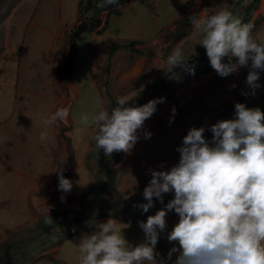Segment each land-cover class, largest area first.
Masks as SVG:
<instances>
[{
  "label": "rangeland",
  "instance_id": "1",
  "mask_svg": "<svg viewBox=\"0 0 264 264\" xmlns=\"http://www.w3.org/2000/svg\"><path fill=\"white\" fill-rule=\"evenodd\" d=\"M77 4L78 0H0V82L9 84L4 88L19 100L14 116L19 112L24 124L28 119L30 125L35 122L41 132H47L45 140L41 135L36 138L40 145L55 143L50 125L43 121L50 117L60 92L62 98L69 96L63 108L69 109L71 118L68 123L66 118L57 123L62 152L56 158L50 184L53 191L44 208H33L26 223L0 239V264H80L81 236L109 218L122 223L119 227L125 228L130 243H140L144 233L139 222H146L174 197L171 192L164 194L163 204L154 199V207L147 213L134 207L147 202L143 190L151 179L149 169L176 165L177 148L192 127L204 126L211 141L208 127L234 118L237 102L264 111V71H260V87L254 95L246 84L248 68L221 77L212 68L206 50L197 44L200 36L191 23V17L227 7L242 23L251 22L253 35L264 42V0H129L111 11L89 10L83 15ZM81 20L91 28L71 46L68 33ZM97 20L99 24L94 25ZM112 43L117 48L107 58ZM177 48L188 62L172 71L166 61ZM68 53L71 66L64 77L62 67ZM201 76L204 81L195 88ZM117 97H127L134 105L160 98L164 102L157 103L149 118L151 124L138 130L140 139L129 153L106 156L92 139L96 125L86 126L82 117L91 118L105 108L111 111ZM145 132H150L151 138L145 139ZM45 160L39 156L40 165ZM61 173L72 182L70 192L58 187ZM36 204L43 207L42 196ZM7 216L14 219L15 214ZM54 219L69 224L50 232ZM178 219L174 210L168 211L167 228L156 248L162 257L173 246L166 237Z\"/></svg>",
  "mask_w": 264,
  "mask_h": 264
},
{
  "label": "clouds",
  "instance_id": "2",
  "mask_svg": "<svg viewBox=\"0 0 264 264\" xmlns=\"http://www.w3.org/2000/svg\"><path fill=\"white\" fill-rule=\"evenodd\" d=\"M106 2L113 4L117 0ZM191 23L200 36L197 44L206 50L217 74L228 77L248 68L246 84L254 95L260 87V71H264V42H258L253 35L255 26L242 23L227 7L191 17ZM225 57L227 63L223 62ZM187 62L182 49L177 48L169 54L166 64L174 71ZM132 101L117 97L111 111L105 108L91 118L82 117L86 126L96 125L92 139L106 156L129 153L140 139L138 130L164 98L144 105H134ZM234 107V118L208 127L211 141L205 136L204 126L192 127L177 148L176 165L149 169L151 179L143 190L147 202L134 207L147 213L154 207V199L163 204L164 194L171 192L174 197L149 215L146 222H139L144 239L130 243L124 236L125 228L119 227L122 223L109 218L90 234L81 236L80 264H264V111L239 102ZM68 115L69 109L60 108L43 124L51 125ZM151 135L144 133L145 139ZM46 138L47 132H42L40 139ZM58 187L70 192L72 182L61 173ZM172 210L179 219L166 237L173 246L162 257L156 248L160 234L167 228V213Z\"/></svg>",
  "mask_w": 264,
  "mask_h": 264
},
{
  "label": "crops",
  "instance_id": "3",
  "mask_svg": "<svg viewBox=\"0 0 264 264\" xmlns=\"http://www.w3.org/2000/svg\"><path fill=\"white\" fill-rule=\"evenodd\" d=\"M107 58H109V52ZM56 81L59 83V73ZM70 83L69 85L72 86V82ZM4 86L7 87L9 84L3 85L0 82V90L2 91L0 95V239L6 237L13 229L26 223L31 217L33 208L36 210L44 208L47 197L53 191V185L50 184L55 173L56 158H59L62 152V143L57 126L61 120H57L49 128L51 137L55 138L54 144L45 142L40 145L35 143L36 138H39L41 133L45 131L41 132L40 127H37L35 122L30 125L28 119L24 120V124L20 119L19 112L15 115L17 117L14 116L20 103H17L19 100L15 94L12 97ZM68 101L69 96L65 95L62 98L60 92L54 104L52 103L50 116L67 105ZM70 119V115H68L66 123L70 122ZM15 122L19 123L20 126L15 127ZM32 137L34 138L31 139ZM40 155L48 159L41 165L39 163ZM39 196H42L43 207L36 204V199ZM11 213L15 214L14 219H9L7 216Z\"/></svg>",
  "mask_w": 264,
  "mask_h": 264
},
{
  "label": "trees",
  "instance_id": "4",
  "mask_svg": "<svg viewBox=\"0 0 264 264\" xmlns=\"http://www.w3.org/2000/svg\"><path fill=\"white\" fill-rule=\"evenodd\" d=\"M129 0H117L116 3L110 4L107 3L106 0H78V10L79 12L83 15V13L91 10V11H99L102 9H107L111 11L112 9H115L116 6L125 4ZM112 13V12H111ZM233 13V12H232ZM99 20L95 22L94 25L99 24ZM93 25V26H94ZM91 28V26L85 21L81 20L80 23L74 25L72 29L68 33V43L72 46L75 44L76 38L83 32L88 31ZM117 48V44L112 43L111 44V50L109 51V57L112 55V52ZM71 66V59H70V54L68 53L67 59L62 67V73L63 76H67V72ZM210 67H206L205 70H208ZM105 186V183H103L102 187ZM79 216V217H78ZM74 217V221H76L78 218H80V215ZM69 223L65 221H61L58 219H54L53 224L48 227V231H52V229L56 226H67Z\"/></svg>",
  "mask_w": 264,
  "mask_h": 264
},
{
  "label": "bare ground",
  "instance_id": "5",
  "mask_svg": "<svg viewBox=\"0 0 264 264\" xmlns=\"http://www.w3.org/2000/svg\"><path fill=\"white\" fill-rule=\"evenodd\" d=\"M204 76H201V77H199L198 79H197V83H196V85H195V88H197V87H199L202 83H203V81H204ZM151 120L152 119H147L145 122H144V126H149L150 124H151Z\"/></svg>",
  "mask_w": 264,
  "mask_h": 264
}]
</instances>
